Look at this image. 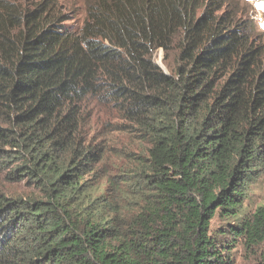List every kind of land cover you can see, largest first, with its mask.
<instances>
[{
  "label": "trees",
  "instance_id": "16d2710c",
  "mask_svg": "<svg viewBox=\"0 0 264 264\" xmlns=\"http://www.w3.org/2000/svg\"><path fill=\"white\" fill-rule=\"evenodd\" d=\"M229 3L88 0L72 26L55 0H0V172L37 191L0 189V264L264 258V204L243 213L264 176V33ZM118 132L140 145L120 172L103 166Z\"/></svg>",
  "mask_w": 264,
  "mask_h": 264
},
{
  "label": "rangeland",
  "instance_id": "374dc122",
  "mask_svg": "<svg viewBox=\"0 0 264 264\" xmlns=\"http://www.w3.org/2000/svg\"><path fill=\"white\" fill-rule=\"evenodd\" d=\"M25 7H32L35 3L41 0H11ZM88 0H55L58 10L61 13L68 15V21L66 24L72 26H78L83 20L85 12V4ZM229 8L233 9L237 13L238 18H247L253 20L257 29L264 33V9L257 7L258 4L264 3V0H229ZM153 58L155 62L167 73H170L171 69L176 66L177 50L173 49L168 54L163 49H158L154 52ZM113 109V106H109ZM103 110L106 113L107 105H103ZM94 129L99 130L105 126V122H94ZM118 140L111 145L114 146V152L119 155L118 160H107L104 162V168L110 171L120 172L123 169H127L124 164L131 161V158L140 150V145L133 137H129L121 132L113 135ZM116 168V169H115ZM0 189H5L7 192L13 194H36L37 191L33 186L26 182L11 183L6 180L4 173L0 172ZM264 204V176L260 178L256 184L253 185L249 196L244 204V214H252L257 207ZM233 224V222H231ZM227 223L217 216L212 223L214 229L227 228ZM263 250L260 247L248 246L244 242L239 244L230 253V264H264Z\"/></svg>",
  "mask_w": 264,
  "mask_h": 264
},
{
  "label": "snow or ice",
  "instance_id": "6c2138e0",
  "mask_svg": "<svg viewBox=\"0 0 264 264\" xmlns=\"http://www.w3.org/2000/svg\"><path fill=\"white\" fill-rule=\"evenodd\" d=\"M257 7L264 9V3L258 4Z\"/></svg>",
  "mask_w": 264,
  "mask_h": 264
}]
</instances>
